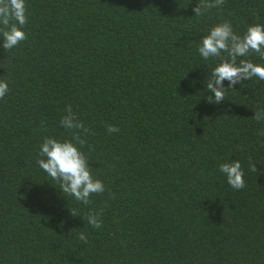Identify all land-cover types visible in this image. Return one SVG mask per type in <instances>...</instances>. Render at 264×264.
Segmentation results:
<instances>
[{
  "label": "trees",
  "instance_id": "obj_1",
  "mask_svg": "<svg viewBox=\"0 0 264 264\" xmlns=\"http://www.w3.org/2000/svg\"><path fill=\"white\" fill-rule=\"evenodd\" d=\"M200 2L26 0L27 39L11 50L0 40V264H264V121L253 119L264 81L209 103L218 61L197 51L220 22L241 36L264 25V0H224L197 17ZM69 105L105 185L87 205L37 163L45 137L71 139L60 124ZM234 160L240 190L219 171Z\"/></svg>",
  "mask_w": 264,
  "mask_h": 264
},
{
  "label": "clouds",
  "instance_id": "obj_2",
  "mask_svg": "<svg viewBox=\"0 0 264 264\" xmlns=\"http://www.w3.org/2000/svg\"><path fill=\"white\" fill-rule=\"evenodd\" d=\"M224 0H201L193 9L194 16H201L211 8L220 7ZM28 23L26 0H0V40L4 50H11L20 42L27 39L24 31ZM197 51L199 55L208 60L215 58L218 62L207 77L206 89L213 95L208 96L209 103H222L225 93L234 90L233 86L240 84L242 80H251L253 77L264 81V63H255L247 57L251 54L258 55L264 60V25L252 24L246 28L243 36L233 31L228 21H223L212 26L208 34L200 39ZM224 81H228L225 88ZM6 81H0V99L8 92ZM253 119L264 121V109L254 113ZM60 124L72 133L71 139L59 140L53 137H45L40 145L37 163L59 185L63 194L73 196L76 200L87 205L92 194H100L105 191L104 183L93 177L86 155L80 150L86 141L81 138L80 131L87 133L89 129L77 118L71 106H66L65 114ZM109 134L118 133L119 128L108 125ZM258 136H264V130L257 132ZM249 169L257 172L253 161H249ZM219 171L227 179V183L235 190L245 187L244 171L239 160L224 162L219 165ZM72 216L76 213L70 212ZM100 213H89L88 223L93 228H100L102 221ZM79 240L87 244L88 238L84 232L79 233Z\"/></svg>",
  "mask_w": 264,
  "mask_h": 264
}]
</instances>
